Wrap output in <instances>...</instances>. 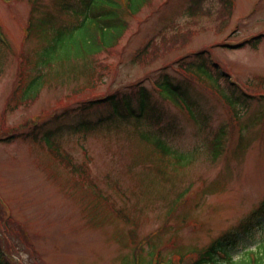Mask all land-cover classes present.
I'll return each instance as SVG.
<instances>
[{"label": "rangeland", "instance_id": "374dc122", "mask_svg": "<svg viewBox=\"0 0 264 264\" xmlns=\"http://www.w3.org/2000/svg\"><path fill=\"white\" fill-rule=\"evenodd\" d=\"M231 1L227 8L222 0H153L129 18L128 31L106 56L111 66L94 94L73 83L57 84L44 88L34 101L18 105L14 84L26 81L16 77L19 55L25 60L34 45L24 38L29 5L27 0L11 4L0 0L1 32L11 46V50L0 47V137L3 141L5 134L30 133L32 126L38 127L36 140L0 142V213L4 220L1 204H6L16 220H10L9 230L0 234L10 236L8 257L13 264H149L150 254L156 252L161 260L178 264L176 253L188 260L193 251L206 247L264 202V99L242 101L236 99L238 93L234 100L224 97L234 106L239 103L244 112L228 117L229 110L204 86L190 84L199 108L200 122L195 123L154 94L153 105L163 117L160 124L174 125L168 137L174 147H203L210 131L229 127L224 153L215 163L200 150L193 165L173 174L166 170L164 177L156 175L151 151L131 130L73 135L65 128L70 121L62 122L56 114L76 107L77 89V98L89 99L136 83L152 86L166 63L199 52H207L229 77L230 81L221 75V91L230 92L236 82L244 92L264 98V38L255 47L235 48L250 35L264 36L260 33H264V0ZM191 9L194 16H189ZM150 39L159 44L152 62L132 63V55ZM7 103L16 108L10 111ZM244 114L248 127H254L250 131L243 132ZM254 122L262 123L257 128ZM47 132L72 163L88 162L87 181L50 158L53 149L43 141ZM239 136H244V145ZM188 186L192 189L179 202V192ZM257 227L243 232L241 243L250 250L264 242V225ZM19 234H25L26 241ZM238 250L234 258L240 255Z\"/></svg>", "mask_w": 264, "mask_h": 264}, {"label": "trees", "instance_id": "16d2710c", "mask_svg": "<svg viewBox=\"0 0 264 264\" xmlns=\"http://www.w3.org/2000/svg\"><path fill=\"white\" fill-rule=\"evenodd\" d=\"M5 4H11L18 0H2ZM153 0H27L29 5V15L24 27V38L33 41L34 45L26 54L25 60L19 55V74L24 83L14 84L13 91H16V101L18 105H26L37 99L42 90L46 87H54L57 84L65 85L73 83L80 89L88 90L94 94L109 71L111 64L106 61L109 55L117 46L129 29V18L138 15ZM193 1V0H192ZM200 0H194L198 3ZM224 6L231 7V0H222ZM191 9L189 16H194ZM3 32V31H2ZM1 26H0V34ZM264 36L255 37L244 44L258 45ZM11 50L8 41L0 40V47ZM159 44L154 39H150L145 45L138 48L131 57V62L137 65L146 66L153 59ZM160 75L152 79V86L140 85L136 83L125 88H114L106 90L104 96L94 98H77L74 101L76 107L68 113L67 110L58 114L62 122L69 120L65 124L66 130L73 135L87 136L98 130L107 132H121L131 130L143 147L150 150L153 157L154 172L160 177L166 175V170L173 174L177 170H184L196 161L200 150L206 160L215 163L224 153V144L229 127L223 125L220 129L210 131L209 139L203 141V147L190 149L172 146L168 137L170 130L174 132V125L167 122L160 124L157 108L152 102L154 94L169 103L178 111L186 113L191 121L197 123L198 106L189 91L190 84L204 86L216 99L227 108L228 117L232 114L239 117L240 111L225 100L224 97L237 95L236 99H253L250 95L240 90L237 86L230 92L225 93L219 89V80L224 75L211 61L207 52H199L195 56L185 55L159 71ZM2 66L0 64V75ZM21 81V79H20ZM230 81V79H229ZM95 90V91H94ZM13 91H11L10 97ZM239 91V92H237ZM11 100V99H10ZM81 101V102H80ZM80 102V103H79ZM15 106V105H14ZM6 108L13 111L16 107ZM7 110V109H6ZM73 113V114H71ZM205 114V113H204ZM233 115V114H232ZM207 118L208 115L205 114ZM232 120L234 117L232 116ZM243 125V132L250 131L253 127H248V120ZM263 121V120H262ZM45 122V121H43ZM200 122V121H199ZM24 122V124H29ZM260 127L261 123H256ZM252 123V124H254ZM160 125L156 129L151 127ZM38 127L32 126L30 133L11 132L5 134L7 137H0V142H8L12 138H22L25 140H36ZM46 142L50 145V158L55 162H62L69 166L73 174L78 175L83 182L88 180V162L80 164L72 163L67 155H62L57 142L50 141V134L46 133ZM239 143L243 142L244 136H239ZM239 146V148L243 147ZM53 160V161H54ZM188 186L179 192L177 198L179 202L190 191ZM0 213V232L9 230L11 218L2 220L3 211ZM257 216V218H256ZM258 221L253 222L254 219ZM264 202L257 209L252 210L244 219H241L235 226L225 231L203 249L195 252L188 260L182 259L178 264H264V243L259 249L250 250L246 244L241 243L244 233H248V228L258 224L261 228L264 224ZM13 224V223H12ZM10 236L0 234V264H13L8 257L7 238ZM20 239L26 241L25 234H19ZM241 243L240 247L239 244ZM239 249V250H238ZM241 251L237 258H234L236 251ZM237 254V252H236ZM166 264H171L170 262Z\"/></svg>", "mask_w": 264, "mask_h": 264}]
</instances>
